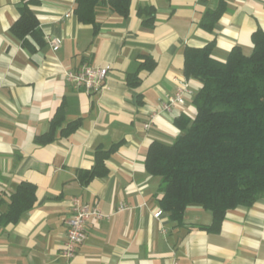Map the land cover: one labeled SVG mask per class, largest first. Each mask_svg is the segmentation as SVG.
<instances>
[{
  "label": "crops",
  "instance_id": "obj_1",
  "mask_svg": "<svg viewBox=\"0 0 264 264\" xmlns=\"http://www.w3.org/2000/svg\"><path fill=\"white\" fill-rule=\"evenodd\" d=\"M29 1L41 39L12 31ZM222 1L226 12L206 31L204 15ZM75 7L76 0H0V264H171L175 258L264 264V198L230 210L218 231L206 229L213 213L198 205L187 208L179 225L162 210L160 179L145 167L151 143H173L180 134L176 118L195 114L201 83L184 74L186 48L213 43L220 61L236 47L250 55L253 35L264 31V0H131L128 16L105 4L97 8V30L78 20ZM146 9H152V25L145 23L152 18ZM49 37L62 38L57 52ZM149 59L153 68L141 67ZM84 65L109 67L103 90L89 94L66 80L65 70ZM175 77L189 79L193 95L146 129L176 92ZM61 107L53 140L40 143ZM113 147L108 173L82 182L97 150ZM24 182L37 187L33 208L16 223L1 222ZM74 197L111 218L90 220L85 241L68 259L62 249Z\"/></svg>",
  "mask_w": 264,
  "mask_h": 264
},
{
  "label": "trees",
  "instance_id": "obj_2",
  "mask_svg": "<svg viewBox=\"0 0 264 264\" xmlns=\"http://www.w3.org/2000/svg\"><path fill=\"white\" fill-rule=\"evenodd\" d=\"M131 0H76L75 15L83 24L98 29L97 8L108 5L114 12L128 16ZM31 2L21 7V16L12 31L24 38L33 34L41 39ZM224 1L218 9L204 15L201 27L212 31L226 12ZM152 18V9L145 10ZM250 55L236 47L225 61L213 57L214 44L202 48L187 47L184 74L201 83L193 98L195 114H182L175 120L180 134L173 143L154 141L148 148L145 167L160 179L163 194L161 208L173 221L182 224L189 206L198 205L213 213V222L206 227L218 231L226 214L237 207H251L264 198V31L252 38ZM151 59L141 67L151 70ZM136 79L130 83L135 84ZM61 107L51 124L50 132L38 138L40 143L53 140L63 120ZM71 124L65 132H72ZM109 151L97 150L91 172L81 173L86 183L108 173ZM37 199V187L21 183L11 197L9 211L1 222L16 223L31 210Z\"/></svg>",
  "mask_w": 264,
  "mask_h": 264
},
{
  "label": "built area",
  "instance_id": "obj_3",
  "mask_svg": "<svg viewBox=\"0 0 264 264\" xmlns=\"http://www.w3.org/2000/svg\"><path fill=\"white\" fill-rule=\"evenodd\" d=\"M67 16H71L68 14ZM48 43L54 52H57L63 43L61 37H49ZM109 73V67H100L95 65H84L76 70H65L64 76L77 89H84L92 94L99 92L106 87V80ZM177 90L173 95L167 97L159 110L154 111L149 122L145 125L149 129L158 115L165 112H172L174 109L183 107L186 104L187 97L193 95V90L189 79L184 77H175ZM72 215L67 220V239L63 245L62 254L68 259L75 257L79 246L87 237L88 224L90 220L98 221L109 219L111 215L105 214L98 205L83 203L79 197L71 200ZM125 210V207H120ZM162 212L155 214L159 218ZM171 264H181L178 259H173Z\"/></svg>",
  "mask_w": 264,
  "mask_h": 264
}]
</instances>
